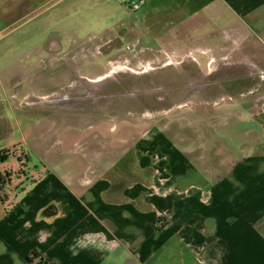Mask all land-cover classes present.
Masks as SVG:
<instances>
[{"label":"crops","instance_id":"crops-1","mask_svg":"<svg viewBox=\"0 0 264 264\" xmlns=\"http://www.w3.org/2000/svg\"><path fill=\"white\" fill-rule=\"evenodd\" d=\"M129 1L0 0V101L12 91L0 115L45 101L71 109L55 104L90 97L72 90L121 68L178 64L201 71L182 86L208 87L146 127L97 114L108 155L133 141L126 172L91 157L90 132H59L55 153L40 128L0 146L39 161L26 179L0 164L10 168L0 264H264V0H145L138 10ZM44 77L52 89L19 99L24 80Z\"/></svg>","mask_w":264,"mask_h":264},{"label":"rangeland","instance_id":"rangeland-1","mask_svg":"<svg viewBox=\"0 0 264 264\" xmlns=\"http://www.w3.org/2000/svg\"><path fill=\"white\" fill-rule=\"evenodd\" d=\"M54 38H56L55 35H50L47 41H51ZM57 40L60 41L59 38H57ZM262 46L264 47V44ZM104 60H106V58H104ZM38 71L40 70L29 71V73L32 72L31 74H33ZM25 72L28 73V71ZM105 72L109 73L108 68L105 69ZM113 72H111L104 80L96 84L89 81L87 86L84 85L80 89L76 88L72 90V94H81L82 97L89 95L90 97H86V99L76 102L62 100L55 104L56 108L67 107L71 109L56 110L52 108L54 105L53 103L52 105H47V101H45V103L31 104L30 107L24 106L21 111H18L17 115L10 110H6V112L0 115V123L2 122L1 124H4V129L0 135V146L9 144L15 139L21 140L22 131L26 128H34L35 130L40 128V130H38L39 133L37 134L40 135V141L45 143L47 149L49 148L50 151L55 153L56 148L52 145V141L56 134H59V132L64 131L65 129H71L81 133L90 132L88 138L82 142V144L86 142L88 145H84V147L96 148L91 155L96 154L97 156H100L101 151L105 152L107 150L105 148H109L111 145H108V142L107 145H104L105 140L102 135L95 133L99 124V117L97 114L102 112L104 121L112 120V116H115L119 121L132 117V119H136V122L141 121L146 127L149 125L150 121L158 120V117L161 114L171 109H175L178 99L192 92L194 87L182 86V83L188 81V77L187 79H183V77L186 78V75L189 76L190 81L193 74L201 73V71L187 69V67L178 64L166 67L156 64L154 68L145 69L141 67L136 69V71L121 68L120 70H113ZM251 72L256 71H249V73ZM40 73H42V71H40ZM231 74L232 76H240L239 71H233ZM255 76L258 77V75L252 77ZM30 81V79L24 80V84L18 87L22 89V91L18 93L20 97L19 99H22L29 90H32L33 93H35V91L47 92L54 87V81H50L47 77L38 81L36 79L33 86ZM261 87L264 89V80L262 81ZM194 89V93L199 91V93L203 95L208 92V87L206 86H201L200 88L195 87ZM255 89L256 87L253 88V90ZM219 90L223 91L224 89H222L221 86H217V91ZM227 90L228 89H226V91ZM11 94L12 91L8 88L5 95L3 94L2 97L5 99L6 96L10 97ZM251 95L252 94L249 96V100H252V98L256 96V94L253 96ZM63 96L64 94L61 95V97ZM71 97L73 98L77 96L71 95ZM4 99L1 100L0 103L4 102ZM190 105L194 104L190 103ZM126 121L123 124H125ZM118 132L119 129L115 128L111 131V134L114 136L117 135ZM221 135L222 133L217 137L219 141L223 140L222 138L225 139V137ZM238 137L240 138L241 136L239 134L233 136L235 140L238 139ZM30 141L32 145H36L33 143L35 141L34 138H30ZM132 143L133 141H127L128 145L122 147L119 152ZM22 145H24V142H22ZM25 148H27L26 145L23 146V149ZM108 153L109 149L107 151V154ZM10 154V150L0 151L1 156H7V159L3 161L5 162L4 165H13L15 167L14 169L17 168L14 170V179L17 178L16 175L18 172H21V177L26 179L28 174L37 171L35 165L38 164L39 161L32 152L30 153L29 163L27 164H23L20 161V158L22 159V151L16 153V156ZM9 171L10 168H6V171L0 172V185H2L1 192H3L4 184L9 179ZM124 258H126V256ZM120 264H126V262L123 261L120 262Z\"/></svg>","mask_w":264,"mask_h":264},{"label":"flooded vegetation","instance_id":"flooded-vegetation-1","mask_svg":"<svg viewBox=\"0 0 264 264\" xmlns=\"http://www.w3.org/2000/svg\"><path fill=\"white\" fill-rule=\"evenodd\" d=\"M108 149L105 152L101 151V155L95 157L94 154L91 155V157L95 158L98 160L101 165L104 166H109L113 165L114 167H117V169L122 170V171H127L129 169V164H130V151L128 150L125 153L122 152H115L112 155L107 154ZM51 209L58 211L57 205L51 204Z\"/></svg>","mask_w":264,"mask_h":264},{"label":"trees","instance_id":"trees-1","mask_svg":"<svg viewBox=\"0 0 264 264\" xmlns=\"http://www.w3.org/2000/svg\"><path fill=\"white\" fill-rule=\"evenodd\" d=\"M6 159H7L6 155H3V156L0 155V163L5 161ZM1 190H2V185H0V191ZM165 221H166V218L163 215L158 217V220L156 222H157V228L159 230L162 231L165 229V227H166V225L164 224ZM32 256L37 257V251H34Z\"/></svg>","mask_w":264,"mask_h":264},{"label":"built area","instance_id":"built-area-1","mask_svg":"<svg viewBox=\"0 0 264 264\" xmlns=\"http://www.w3.org/2000/svg\"><path fill=\"white\" fill-rule=\"evenodd\" d=\"M144 4L145 0H130L126 3V7L132 10H138ZM128 48H130V46H128Z\"/></svg>","mask_w":264,"mask_h":264},{"label":"water","instance_id":"water-1","mask_svg":"<svg viewBox=\"0 0 264 264\" xmlns=\"http://www.w3.org/2000/svg\"><path fill=\"white\" fill-rule=\"evenodd\" d=\"M129 150V146L128 147H126L125 149H122V153H125V152H127ZM94 156L95 157H97V155L96 154H94ZM126 264H135V262L133 261V260H127L126 261Z\"/></svg>","mask_w":264,"mask_h":264}]
</instances>
